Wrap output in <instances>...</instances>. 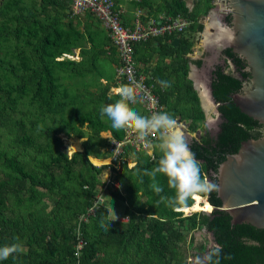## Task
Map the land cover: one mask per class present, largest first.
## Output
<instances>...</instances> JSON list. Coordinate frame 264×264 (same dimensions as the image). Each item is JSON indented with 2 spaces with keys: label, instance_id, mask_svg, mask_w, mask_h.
Here are the masks:
<instances>
[{
  "label": "trees",
  "instance_id": "obj_1",
  "mask_svg": "<svg viewBox=\"0 0 264 264\" xmlns=\"http://www.w3.org/2000/svg\"><path fill=\"white\" fill-rule=\"evenodd\" d=\"M113 1L117 7L122 0ZM139 2L140 0L138 2L133 1L130 4L138 5ZM38 3L55 13L54 20L50 24L41 25L32 17L31 12H27L24 17L19 15L16 17V22L23 24L20 32L26 36L24 44L30 47V52L34 55L37 66L33 73L24 75L18 73L19 68L15 69L9 65V74L13 77V85L9 83L3 73H0V104L2 108L7 106L9 110H13L20 94L33 89L31 82L35 77L38 78V84L43 81L48 97L52 98L54 85L50 65L53 62H58L55 59L60 55L69 54L74 42L82 36L67 25L79 17L70 16L69 5L66 0H38ZM196 5L195 8L188 9L184 0H163L161 12L165 17L179 16L187 20L189 25L186 29L191 31V35H195L201 31L202 27L195 21L198 6H203L204 12L209 8L205 2L202 3L201 1H197ZM83 16L88 17L102 30L107 59L113 72L116 59L105 32L93 17L88 14ZM56 17L59 18V22L67 23H64L66 30L53 25L56 24ZM227 22L229 24V18ZM184 32L185 30L168 36L151 37L144 42L135 44L133 55L135 63L147 71L152 78L153 81H148V83H152L154 86V92L158 96L160 105L163 106L162 112L168 113L175 120L186 122L187 131L195 133L198 130L196 123L203 122L204 114L187 74L189 65L199 68L201 61H191L188 58L187 55L191 53L192 48V37L190 39L189 36H185ZM173 40H176L175 45H172ZM223 55L225 61L230 63L239 77L233 76L231 71L224 69V67L228 68L227 64H224V67L214 68L210 73L211 97L218 104L216 107L218 113L216 134L209 136L205 132L202 137L191 138L187 142L195 159L200 162L202 178L214 184L216 166L224 160V156L234 154L241 141L260 138L263 130L260 124L239 113L233 107L229 95L238 93L242 86V80L249 76L244 71V62L241 58L232 54L229 49L224 50ZM153 57L159 62V66L157 64L147 65ZM67 63L74 66L73 62L67 61ZM21 66L24 64L21 63ZM98 73L99 78L105 77L102 71L99 70ZM168 76L172 77L171 81L167 80L166 77ZM17 80H23L27 85L18 84L16 83ZM160 81H165L170 86L162 87ZM105 84L106 87H104L102 95L108 88L110 90L111 87L116 86L114 78ZM111 96L113 101L120 99L118 95L113 94ZM182 105L186 106L185 111L181 108ZM130 107L142 115L138 106ZM239 125H243V127H239ZM108 131L112 138L121 139L122 129ZM55 132L58 135V129ZM93 133L96 136L97 130L93 129ZM15 142L23 146H30L31 144L30 138L26 136L15 138ZM55 142H58V139H55ZM104 142L106 148L107 142L105 140ZM136 154L140 157L134 161V166L131 168L121 166L120 170L123 173L133 175L134 179L145 186L146 191L155 202V207L151 213H147L142 206L128 204L125 196L114 188L113 194L116 199L125 202L123 216L127 217V222L116 226L106 222L104 215L100 213L90 217L88 224L81 225V230H79L80 238L84 243L80 249L79 264H186L181 246L186 243L188 230L193 231L195 229H203L212 238L211 246L202 248V256L193 255L201 259L200 264H264V230L254 229L247 224L232 226L229 223V216L219 209L220 203L215 190L210 194L199 193L191 196L184 205L171 204L169 201L175 196V191L168 187L167 178L162 175L158 184L162 186L163 191L156 194L152 190L146 174L157 166L161 156ZM66 157L68 158L66 159L62 154L48 155L47 162L40 165V170L31 169L30 171L25 170L14 159L3 160L2 165L10 176L8 177L9 183L6 182L8 179L0 183V207L4 194L18 196L26 189L30 192L37 189L40 194L45 195L48 199L52 195H56L58 200L47 212L44 204L39 205L35 211L28 214L29 223L24 226L20 221L11 223L3 218L0 213V247L19 242L25 249L22 253L14 254L7 260L0 261V264H72L69 250L72 248V251L75 244L74 237L71 235L73 227L65 231L66 234L70 235L69 239L72 240V243L62 250L54 248L56 245L53 243L52 234L47 235L44 229L57 223L54 213L65 209L64 205L61 207L58 205L60 199L66 197L65 194H62L61 189L65 181H68L72 176L76 158H83L84 164L92 168L94 173L100 174V168L103 169V167H93L89 158L95 157L96 160L100 161L106 157L104 153L103 155L92 153L86 144L82 145L81 151L73 152L71 155L66 154ZM57 171V176H55L54 173ZM115 173L118 174V170ZM61 175H63V179ZM54 190L56 191L54 192ZM197 196L204 197L209 206L212 207L210 214L192 213L179 218L180 213L178 212L191 213L189 207L192 206L194 198ZM162 197L163 199H161ZM195 203H198V200ZM179 208L180 210H178ZM173 210H177V212L174 213ZM74 216L73 213L72 218ZM184 220L188 225L185 230H182ZM108 224L109 228L106 227ZM110 239H115L118 242L112 254L109 252L110 247L108 245ZM217 245L222 249L219 255H212L211 260L207 259ZM130 251H132V255L128 259ZM119 253L124 255L121 259L116 257ZM68 254L70 255L69 259L67 258ZM96 255L102 256L100 261L92 260V257Z\"/></svg>",
  "mask_w": 264,
  "mask_h": 264
},
{
  "label": "rangeland",
  "instance_id": "obj_2",
  "mask_svg": "<svg viewBox=\"0 0 264 264\" xmlns=\"http://www.w3.org/2000/svg\"><path fill=\"white\" fill-rule=\"evenodd\" d=\"M197 1L205 2L209 6L206 12H204L203 6L200 5L196 10L195 21L202 26L201 31L198 35H191V31L185 29L184 35L189 36L190 39L192 37V48L188 57L193 60H204L203 68L193 66L192 71H188L187 74V78L192 82L193 89L196 92L198 104L204 114V120L196 123L198 127L196 132L199 133L197 136L191 132L189 136H184L186 143L191 138L198 139L202 137L205 132L212 136L216 129L218 117L215 113V107L209 99L203 101L201 95L203 91H207L208 86V79L205 75L206 67L224 64L219 56V48L214 46L216 44L206 42L204 38L206 30L209 36L213 37L215 35V29L211 26L212 23H220L222 26L226 24L222 20L223 16L219 14L220 9H223L224 6L215 1L209 3L206 0H185V3L188 9H191L197 6ZM162 3L163 0H140L138 5H127L121 2L126 10L125 15H129V17H133L131 12L134 9L141 10L140 19L142 21L148 18L157 20L163 17L164 15L161 12ZM217 4H219L218 7ZM27 12H31L32 17L41 25L52 23L55 17V13L40 5L38 0H0V28L2 29L0 32V73L6 76L11 85H13V77L9 74V65H12L15 69L19 68L18 73L24 75L33 73L37 66L34 55L30 52V47L24 44L26 36L20 32L23 24L16 22L18 15L24 17ZM58 19L56 17V24L53 25L66 30L65 24L67 23L59 22ZM67 25L78 31L82 36L74 42V48H70L69 54L60 55L55 59L58 62H53L50 65L54 96L49 98L43 81L38 84V78L35 77L31 82L33 89L31 88V90H26L20 94L13 110H9L7 106L2 108L0 104V183L10 176L2 165L4 159H14L25 170L30 171L31 169L40 170V165L47 162L48 155L62 154L67 159L66 154L71 155L73 152H77L74 151L75 145L81 151L82 145L86 144V147L90 148L92 153L103 155L105 151V131L116 130L112 128L111 121L106 116L101 117L100 114L103 106L116 102L111 99L113 93L109 88L104 95L101 94L104 87H106L105 83L110 82L113 78V72L106 55L103 32L86 16H80L79 19L71 21ZM70 32L72 33V30ZM67 61L73 62L74 66L68 64ZM150 62H152L151 66H153V62L159 66V62L155 58L151 59ZM21 63L24 66H21ZM99 70L105 74L102 79L99 78ZM226 70L231 71V65H228ZM166 78L169 81L172 80L170 76ZM16 83L26 84L23 80H17ZM181 108L185 111L186 106L182 105ZM56 129H58V135L55 132ZM93 129L97 130L96 136H94ZM22 136L30 138V146H23L15 142V138ZM55 139H58V142H55ZM160 143L161 140L159 139L151 156H162ZM139 157L140 155L135 153L127 156L132 161ZM90 160L98 162L99 165L106 163L93 157H90ZM90 163L92 164L91 161ZM120 168L117 169L118 174L114 173L113 182L115 187L111 185L104 187V171H102V168L100 169L103 174L102 172L100 174L94 173L92 168L84 164L83 158H76L72 176L68 181H65L61 189L62 194H65L66 197L60 199L58 205L60 207L64 205L65 209L54 213L57 223L44 229L47 235L52 234L56 250H62L72 243V240L69 239L70 235L65 233L68 228L73 227L71 235H73L75 241L77 228L78 231L81 230L79 220L87 225L90 217L97 216L100 213L104 215L105 221L110 224L118 226L126 223V221L121 222L125 202L116 199L113 194L114 188L125 196L128 204L142 206L147 213H151L153 207H155V202L146 191L145 186L134 179L133 175L123 173ZM57 173L58 171L54 175L57 176ZM161 177L162 175L158 174L155 182L158 183ZM61 178L63 179V175H61ZM147 178L152 185L153 178L150 175H147ZM6 182L9 183V179ZM57 200L58 196L52 195L48 199L45 195L40 194L37 189L33 192L26 189L18 196L4 194L0 213L3 218L11 223L20 221L24 226L29 223L28 214L30 212L35 211L41 204H44L47 212ZM195 200L194 204H196ZM94 202H96V206L92 213H89ZM210 207L208 205L206 211H192L191 213L203 212L210 214L212 211L211 207L210 212H208ZM197 209H199V206ZM173 212L175 213L177 210H173ZM73 213L75 216L72 218ZM178 213H180L179 218H183V214L184 216L191 214ZM86 214L90 215L86 216ZM83 217L87 220L85 221ZM174 223H176V220H174ZM187 225L188 223L184 220L182 230H185ZM117 243L115 239H110L108 243L110 254L113 253ZM210 243V235L203 229L188 230L186 243L181 246L186 264H200L201 259L193 255L202 256V248L209 246ZM71 249L69 254L72 252ZM69 254L67 255L68 259ZM130 255H132V251H130L128 259L131 257ZM123 256L120 253L116 255L118 259ZM101 258V255H96L92 257V260L100 261Z\"/></svg>",
  "mask_w": 264,
  "mask_h": 264
},
{
  "label": "water",
  "instance_id": "obj_3",
  "mask_svg": "<svg viewBox=\"0 0 264 264\" xmlns=\"http://www.w3.org/2000/svg\"><path fill=\"white\" fill-rule=\"evenodd\" d=\"M211 1L224 3L222 12L230 14L229 24L219 23L216 47L219 51L229 49L244 60L249 72V80L242 84L240 93L230 95L229 99L239 113L264 129V0ZM175 44L173 40L172 45ZM206 95L218 116V104L211 97L209 85ZM238 145L234 154L224 156L216 166L219 209L229 216L232 226L247 224L264 230V131L260 138L244 140Z\"/></svg>",
  "mask_w": 264,
  "mask_h": 264
},
{
  "label": "built area",
  "instance_id": "obj_4",
  "mask_svg": "<svg viewBox=\"0 0 264 264\" xmlns=\"http://www.w3.org/2000/svg\"><path fill=\"white\" fill-rule=\"evenodd\" d=\"M66 1L69 5L70 16L80 17L88 14L99 23L105 32L116 59V64L113 67V78L116 86L110 88L112 93L118 95L117 90L121 87V84L132 85L136 88L138 101L135 104H130V106H138L142 111V116H151L153 112H162L163 106L160 105L158 96L154 92V86L152 83H148V81L153 80L147 71L141 69L135 63L133 48L135 44L144 42L151 37L181 33L189 25L188 21L179 16L174 18L163 16L157 20L148 18L142 21L140 19L142 13L137 9L132 24L125 25L122 21V11L119 5L116 7L113 0ZM122 1L130 3L133 1L138 2L139 0ZM196 34L198 35L199 33ZM176 122L184 136H189L187 123L177 119ZM105 132L104 140H106L107 146L104 149V155L107 163L95 168L103 167L102 171H104V174L101 172L103 174L104 187L108 185L115 187L113 182L115 171L121 166L131 168L135 164L127 156L131 153H144L147 156H151L155 144L160 138L158 133H151L146 138V142H140L137 140V134L133 129H122L121 139L116 140L112 138L108 130ZM95 206L96 202L90 207L89 213H92ZM88 215L90 214H86V216ZM183 217H185L184 214ZM125 221L127 222V217L123 216L121 222ZM79 224L83 225L85 223L79 220ZM83 244L77 228L75 244L71 252L72 264H79L80 249Z\"/></svg>",
  "mask_w": 264,
  "mask_h": 264
},
{
  "label": "clouds",
  "instance_id": "obj_5",
  "mask_svg": "<svg viewBox=\"0 0 264 264\" xmlns=\"http://www.w3.org/2000/svg\"><path fill=\"white\" fill-rule=\"evenodd\" d=\"M159 83L162 87L170 86L165 81ZM117 91L120 99L113 104L103 106L100 110L101 117L106 116L114 129H133L140 142H146V138L151 133L159 134L162 156L157 166L146 173L153 178L151 188L156 194L163 191L162 186L155 182L158 174L166 177L168 187L175 191V196L169 201L173 205H184L191 196L199 193L210 194L217 190V185L202 178L200 162L190 151L175 119L164 112H153L151 116H142L131 108L130 104L138 101L136 88L132 85H122ZM106 227L109 228V224ZM221 250L217 245L207 259L211 260L212 255L218 256ZM24 251L23 245L19 242L4 245L0 247V261Z\"/></svg>",
  "mask_w": 264,
  "mask_h": 264
},
{
  "label": "flooded vegetation",
  "instance_id": "obj_6",
  "mask_svg": "<svg viewBox=\"0 0 264 264\" xmlns=\"http://www.w3.org/2000/svg\"><path fill=\"white\" fill-rule=\"evenodd\" d=\"M191 1V0H190ZM184 2H185V0H184ZM208 2L209 3H213V1H211V0H208ZM219 4H222V5H224V3H222V2H220ZM219 4H217L216 6L218 7V5ZM185 5H186V3H185ZM187 6V5H186ZM214 9H216V7H214ZM224 9V8H223ZM223 9H220V11L221 12H219V14H221L223 17H222V20L224 21V23H226V24H228V22H227V19L229 18L230 19V14L229 13H223L222 12V10ZM218 26H219V24H217ZM218 38H219V36L216 38V40L215 41H213L216 45H218ZM212 42V43H213ZM215 45V46H216ZM224 50H226V49H224ZM224 50H221L220 51V53H219V56H220V58H221V60H223V62H224V64H227V65H230V63L228 62V61H225V59H224V55H223V51ZM188 56V55H187ZM191 61H194L192 58H190V57H188ZM200 61H201V64H200V67L199 68H203L204 67V60L203 59H199ZM243 62H244V71L245 72H247L248 73V76H249V72H248V70H247V66H246V64H245V61L243 60ZM223 64V65H224ZM223 65H221V64H219V65H212L211 67H206V70H205V75H206V77H207V79H208V84L207 85H209V81H210V73H211V71L214 69V68H216V67H224ZM193 66L194 65H189V71H192V69H190V67H192L193 68ZM232 67V66H231ZM224 69H226L225 67H224ZM227 71V70H226ZM231 72H232V75L233 76H235V77H239V75L234 71V69H233V67H232V70H231ZM240 79V78H239ZM248 80H249V77L247 78V79H244V80H242V84L243 83H246V82H248ZM238 93H240V91L238 92ZM205 94H206V92H205ZM235 94V93H234ZM232 95V94H231ZM207 96V95H206ZM230 96V95H229ZM208 98V97H207ZM218 117V116H217ZM217 124H218V122H217ZM217 124H216V129H215V131H214V133H213V135L212 136H214L215 134H216V131H217ZM263 131H264V129L262 130V135H263ZM209 136H211V135H209ZM210 245L209 246H207V248H209L210 246H211V244H212V238L210 237Z\"/></svg>",
  "mask_w": 264,
  "mask_h": 264
},
{
  "label": "bare ground",
  "instance_id": "obj_7",
  "mask_svg": "<svg viewBox=\"0 0 264 264\" xmlns=\"http://www.w3.org/2000/svg\"><path fill=\"white\" fill-rule=\"evenodd\" d=\"M211 26L214 27V29H215V35L213 37L209 36L208 31L206 30L205 33H204V38H205V41L206 42H213L219 36V26L217 25V23H212ZM218 43H219V38H218ZM201 99L203 101H205V100L208 99L204 91L202 92ZM75 146H74V151H79V147H75ZM101 160H104L107 163V159L106 158L105 159H101ZM90 161L92 162V165L93 166H95V167H99L100 166L98 164V162H96L94 160H90ZM106 163H104L102 165H105ZM194 199L198 200V203L194 204V202H193V205L191 207H189V209L191 210V212L192 211L198 212V211H203V210L206 211L208 209V204L205 202L204 198H200V197L197 196ZM198 206H199V209H197ZM210 210H211V208H209V211L208 212H210Z\"/></svg>",
  "mask_w": 264,
  "mask_h": 264
},
{
  "label": "crops",
  "instance_id": "obj_8",
  "mask_svg": "<svg viewBox=\"0 0 264 264\" xmlns=\"http://www.w3.org/2000/svg\"><path fill=\"white\" fill-rule=\"evenodd\" d=\"M122 3H124V4H127V5H130V3H125V2H123V1H121ZM121 2H120V5H119V8H120V10L122 11V21H123V23L125 24V25H131L132 24V22H133V19H134V15H135V11L137 10V9H134L131 13H133V17H129V15H125V13H126V10H125V8H123V4H121ZM140 12H141V10H139ZM155 57H153L152 58V60L154 59ZM155 62V61H154ZM154 62H153V65H154ZM151 64H152V62H150L149 64H147L148 66H151ZM93 158H95V157H93ZM96 159V158H95ZM105 159V158H104Z\"/></svg>",
  "mask_w": 264,
  "mask_h": 264
}]
</instances>
